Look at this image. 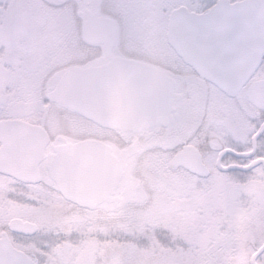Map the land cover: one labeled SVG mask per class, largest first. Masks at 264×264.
I'll list each match as a JSON object with an SVG mask.
<instances>
[{
	"label": "snow or ice",
	"instance_id": "snow-or-ice-1",
	"mask_svg": "<svg viewBox=\"0 0 264 264\" xmlns=\"http://www.w3.org/2000/svg\"><path fill=\"white\" fill-rule=\"evenodd\" d=\"M18 7L0 264H264V53L242 70L169 0Z\"/></svg>",
	"mask_w": 264,
	"mask_h": 264
},
{
	"label": "water",
	"instance_id": "water-1",
	"mask_svg": "<svg viewBox=\"0 0 264 264\" xmlns=\"http://www.w3.org/2000/svg\"><path fill=\"white\" fill-rule=\"evenodd\" d=\"M177 9L198 38L220 44L238 59L242 70H251L264 53V0H218L203 13L186 6Z\"/></svg>",
	"mask_w": 264,
	"mask_h": 264
},
{
	"label": "rangeland",
	"instance_id": "rangeland-1",
	"mask_svg": "<svg viewBox=\"0 0 264 264\" xmlns=\"http://www.w3.org/2000/svg\"><path fill=\"white\" fill-rule=\"evenodd\" d=\"M217 0H169L175 7L186 5L191 10L207 11ZM235 1V0H232ZM22 0H0V22L5 18H11L13 22H18L23 19V11L18 7ZM2 35V33H0ZM259 78V77H257ZM237 135H243L244 124L241 123L231 129ZM20 236L23 234L18 233Z\"/></svg>",
	"mask_w": 264,
	"mask_h": 264
}]
</instances>
